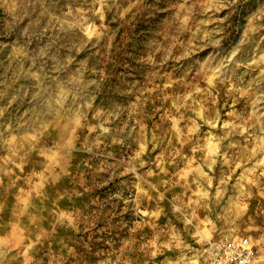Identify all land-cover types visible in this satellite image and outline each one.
Returning a JSON list of instances; mask_svg holds the SVG:
<instances>
[{"label": "rangeland", "instance_id": "1", "mask_svg": "<svg viewBox=\"0 0 264 264\" xmlns=\"http://www.w3.org/2000/svg\"><path fill=\"white\" fill-rule=\"evenodd\" d=\"M243 236L264 264V0H0V264Z\"/></svg>", "mask_w": 264, "mask_h": 264}, {"label": "built area", "instance_id": "2", "mask_svg": "<svg viewBox=\"0 0 264 264\" xmlns=\"http://www.w3.org/2000/svg\"><path fill=\"white\" fill-rule=\"evenodd\" d=\"M209 264H255V250L247 236L239 239H218L208 244Z\"/></svg>", "mask_w": 264, "mask_h": 264}, {"label": "bare ground", "instance_id": "3", "mask_svg": "<svg viewBox=\"0 0 264 264\" xmlns=\"http://www.w3.org/2000/svg\"><path fill=\"white\" fill-rule=\"evenodd\" d=\"M237 234H238L237 230H232V231L229 232V236L228 237L230 239H234V238H236Z\"/></svg>", "mask_w": 264, "mask_h": 264}]
</instances>
